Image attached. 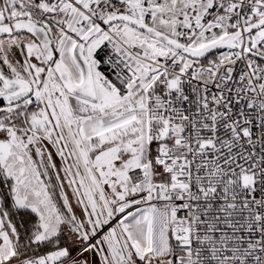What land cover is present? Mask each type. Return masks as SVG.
<instances>
[{
  "label": "snow or ice",
  "instance_id": "1",
  "mask_svg": "<svg viewBox=\"0 0 264 264\" xmlns=\"http://www.w3.org/2000/svg\"><path fill=\"white\" fill-rule=\"evenodd\" d=\"M0 264H264V0H0Z\"/></svg>",
  "mask_w": 264,
  "mask_h": 264
}]
</instances>
